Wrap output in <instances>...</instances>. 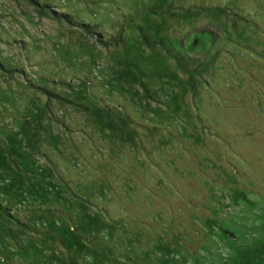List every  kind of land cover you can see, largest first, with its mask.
Masks as SVG:
<instances>
[{"label":"rangeland","instance_id":"rangeland-1","mask_svg":"<svg viewBox=\"0 0 264 264\" xmlns=\"http://www.w3.org/2000/svg\"><path fill=\"white\" fill-rule=\"evenodd\" d=\"M231 257L264 264V0H0V264Z\"/></svg>","mask_w":264,"mask_h":264},{"label":"trees","instance_id":"trees-1","mask_svg":"<svg viewBox=\"0 0 264 264\" xmlns=\"http://www.w3.org/2000/svg\"><path fill=\"white\" fill-rule=\"evenodd\" d=\"M235 249V248H234ZM236 250V249H235ZM243 257V256H242ZM231 261H228V264H233V263H235L236 262V260L234 259V257H231ZM247 261V262H246ZM245 262H244V264H249V260H246Z\"/></svg>","mask_w":264,"mask_h":264}]
</instances>
